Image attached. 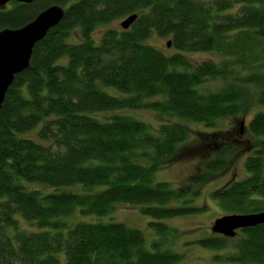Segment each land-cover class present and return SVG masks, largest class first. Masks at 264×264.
Returning a JSON list of instances; mask_svg holds the SVG:
<instances>
[{"label":"trees","instance_id":"obj_1","mask_svg":"<svg viewBox=\"0 0 264 264\" xmlns=\"http://www.w3.org/2000/svg\"><path fill=\"white\" fill-rule=\"evenodd\" d=\"M52 5L64 9L62 20L34 46L0 108V264H177L180 253L157 242L147 250L139 229L92 217L138 206L154 234L175 239L177 230L161 220L203 210L194 205L196 188L226 168L231 144L205 156L186 186L153 183L152 175L189 139L175 119L215 127L264 106V0L10 2L0 7V31L19 29ZM132 14L127 30L94 40L98 26ZM75 30L79 41L67 42ZM152 34L169 38L170 49L149 44ZM209 52L221 58L189 56ZM131 110L152 112L156 124L122 113ZM246 128L254 140L244 160L249 175L209 194L224 216L264 212V112ZM220 133L201 138L222 140ZM76 185L81 192L61 190ZM16 213L39 230H21ZM76 216L86 220L66 222ZM236 236L233 244L217 234L194 244L226 251L218 261L264 264V224Z\"/></svg>","mask_w":264,"mask_h":264},{"label":"rangeland","instance_id":"obj_2","mask_svg":"<svg viewBox=\"0 0 264 264\" xmlns=\"http://www.w3.org/2000/svg\"><path fill=\"white\" fill-rule=\"evenodd\" d=\"M124 19L125 17L114 20L108 24L98 26L93 32L94 40L99 41L100 36L108 29L122 30L120 23ZM66 41L69 43L78 42V31H72L69 39ZM167 41H169V38H161L152 34L148 43L164 52H167L171 47L167 48ZM189 56L192 57V60L194 61H202L205 59L218 61L221 58L214 52L190 53ZM103 90L108 94L118 96L120 98L125 96V94L119 93L113 88H103ZM257 111L264 112V106L252 107L248 111L236 117L219 120L215 127H206L203 124L175 119L176 122L184 124L191 131V134L188 140L181 143V146H179L171 162L167 166L153 173V183L166 182L170 183L173 187L186 186V180L190 175L203 171L204 162L202 159L205 160V156L209 159L213 156V150L215 152L222 150L227 143L233 146L230 152L226 154V158L228 159L226 168L215 175L209 182H206L196 188L199 190L200 194L194 201V205L202 207L203 210L198 213L161 220V222H164L177 230L178 235L175 239L171 237L164 239L154 234L148 226V223L152 219L143 216L140 213V207L138 206L118 204L116 205L113 213L100 219L92 217V220L123 223L129 227L139 229L144 234V247L147 250L153 251L154 249L152 244L157 242L159 243L160 250L171 249L180 253L182 255V260L177 264H241L237 262H222L215 260L213 259L214 256L223 255L226 251H211L200 248L194 243L199 239L211 236L213 234L211 232L213 221L224 216L223 212L217 207L216 202L211 200L209 194L218 188L226 186L234 180L244 179L249 175L244 167V160L250 154L251 150L247 149L253 145L254 140L253 137L249 135L246 126L253 114ZM122 113L131 115L143 121L151 122L152 124H156V117L150 111L131 110ZM213 133H220L219 137L223 134L224 138L222 140H218V138H201V135L208 134L206 136H211ZM26 136L34 137L35 132L27 133ZM22 184L29 190H39L43 193L54 192V189L43 185L41 186L38 183L23 181ZM61 190L81 192L79 185L62 188ZM4 199L5 197H1L0 201ZM14 218L19 222V228L21 230L29 232L39 230L35 225H30L29 222L23 220L19 213H16ZM81 220L86 219L76 216L74 219H66V222ZM238 238V236L231 238V244L235 243Z\"/></svg>","mask_w":264,"mask_h":264},{"label":"water","instance_id":"obj_3","mask_svg":"<svg viewBox=\"0 0 264 264\" xmlns=\"http://www.w3.org/2000/svg\"><path fill=\"white\" fill-rule=\"evenodd\" d=\"M34 0H0V7L10 2L31 4ZM64 16V9L52 5L42 10L34 20L25 26L0 31V108L5 94L15 75L29 67L34 46L40 42L52 28L56 27ZM137 15L126 17L121 23L122 30H127L136 20ZM170 47V41L166 43ZM243 124V123H242ZM264 224V212L254 214L225 215L213 221L211 232L226 238H233L242 229Z\"/></svg>","mask_w":264,"mask_h":264}]
</instances>
